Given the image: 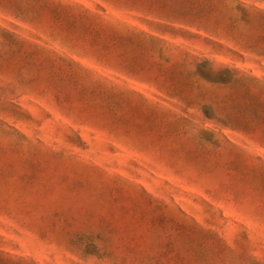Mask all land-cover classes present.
<instances>
[{"label": "rangeland", "instance_id": "rangeland-1", "mask_svg": "<svg viewBox=\"0 0 264 264\" xmlns=\"http://www.w3.org/2000/svg\"><path fill=\"white\" fill-rule=\"evenodd\" d=\"M0 264H264V0H0Z\"/></svg>", "mask_w": 264, "mask_h": 264}]
</instances>
